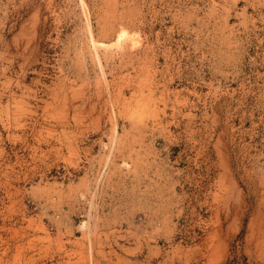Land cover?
<instances>
[{
  "label": "rangeland",
  "instance_id": "374dc122",
  "mask_svg": "<svg viewBox=\"0 0 264 264\" xmlns=\"http://www.w3.org/2000/svg\"><path fill=\"white\" fill-rule=\"evenodd\" d=\"M0 264H264V0H0Z\"/></svg>",
  "mask_w": 264,
  "mask_h": 264
},
{
  "label": "bare ground",
  "instance_id": "6f19581e",
  "mask_svg": "<svg viewBox=\"0 0 264 264\" xmlns=\"http://www.w3.org/2000/svg\"><path fill=\"white\" fill-rule=\"evenodd\" d=\"M125 37H126L125 34H123V35H121V36L118 37V40L117 41L119 42V44L125 39ZM96 46H100V47L104 46L105 47V44L99 42V43H97Z\"/></svg>",
  "mask_w": 264,
  "mask_h": 264
}]
</instances>
